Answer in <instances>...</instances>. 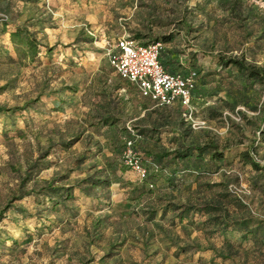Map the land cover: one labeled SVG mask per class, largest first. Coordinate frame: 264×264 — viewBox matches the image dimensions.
Here are the masks:
<instances>
[{
	"label": "rangeland",
	"instance_id": "rangeland-1",
	"mask_svg": "<svg viewBox=\"0 0 264 264\" xmlns=\"http://www.w3.org/2000/svg\"><path fill=\"white\" fill-rule=\"evenodd\" d=\"M124 35L169 37L189 113L117 75ZM242 54L264 66V0H0V264H264V81L218 63Z\"/></svg>",
	"mask_w": 264,
	"mask_h": 264
},
{
	"label": "built area",
	"instance_id": "built-area-1",
	"mask_svg": "<svg viewBox=\"0 0 264 264\" xmlns=\"http://www.w3.org/2000/svg\"><path fill=\"white\" fill-rule=\"evenodd\" d=\"M162 45L160 42L144 43L124 35L106 48L105 55L117 75L134 84L142 97L151 99L159 106L178 105L188 112L198 72L195 69L186 73L167 71L159 59ZM130 145L131 141H127L128 152L124 164L135 173L138 180H146L149 169L140 158L132 155ZM148 185L150 188L154 186L152 182ZM227 188L239 198L241 192L250 193L244 184L231 183Z\"/></svg>",
	"mask_w": 264,
	"mask_h": 264
},
{
	"label": "trees",
	"instance_id": "trees-1",
	"mask_svg": "<svg viewBox=\"0 0 264 264\" xmlns=\"http://www.w3.org/2000/svg\"><path fill=\"white\" fill-rule=\"evenodd\" d=\"M11 37L12 38H17L20 37V32L19 31H13L11 32ZM169 41V37L167 36H162L159 38H155L152 41L149 42H144V43H155V42H160L162 44H164L165 42ZM27 43V46L31 49V50H35L36 46L31 42V40L26 39L25 41ZM161 54H163V57L166 55V52L163 50V47H161L160 49V55H159V59L161 64L163 65V67L169 71L168 69V61H165L164 59L161 60ZM172 62V61H171ZM218 63L221 67H229V66H233L237 69V71L243 73L248 79H254V80H259V81H264V66H259V65H255L253 63H250L248 61H246L244 55H240V56H229V57H219L218 58ZM205 149V147H193V152L192 151H187V150H175L173 152L170 153H163L158 155L159 158H163L164 156H169L170 154H173V156L175 158H185L189 155H192L194 152L197 153V155H201L203 150ZM242 157H247V159L249 160V163L255 168V169H260V167L257 165V163H255L253 160H250V156L249 153L247 152H242L241 153ZM223 157V152L220 151L218 152H213L211 154V158L213 159H221ZM90 178V177H89ZM98 179H93L91 178V186H96L98 184L97 181ZM147 180V179H146ZM143 180V181H146ZM102 182V181H101ZM180 207H176V210L179 209ZM196 208V212H199L200 214L204 215V214H208L211 213L213 211L212 206L211 205H202L199 207H195ZM225 227H227V222L223 224ZM264 225V223H263Z\"/></svg>",
	"mask_w": 264,
	"mask_h": 264
},
{
	"label": "crops",
	"instance_id": "crops-1",
	"mask_svg": "<svg viewBox=\"0 0 264 264\" xmlns=\"http://www.w3.org/2000/svg\"><path fill=\"white\" fill-rule=\"evenodd\" d=\"M163 59H164L165 61H168V69H169L170 72H178V71H181L180 69H177V68L173 65V63L171 62V60H170V58H169V56H168V53H166V56H164Z\"/></svg>",
	"mask_w": 264,
	"mask_h": 264
}]
</instances>
